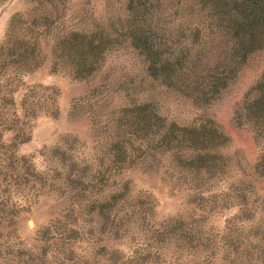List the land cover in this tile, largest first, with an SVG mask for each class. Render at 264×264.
Here are the masks:
<instances>
[{"label": "rangeland", "instance_id": "obj_1", "mask_svg": "<svg viewBox=\"0 0 264 264\" xmlns=\"http://www.w3.org/2000/svg\"><path fill=\"white\" fill-rule=\"evenodd\" d=\"M196 0H0V264H264V49Z\"/></svg>", "mask_w": 264, "mask_h": 264}, {"label": "trees", "instance_id": "obj_2", "mask_svg": "<svg viewBox=\"0 0 264 264\" xmlns=\"http://www.w3.org/2000/svg\"><path fill=\"white\" fill-rule=\"evenodd\" d=\"M198 15L210 27L233 37L236 53L242 58L264 49V0H196ZM260 94L251 110L264 119V70Z\"/></svg>", "mask_w": 264, "mask_h": 264}]
</instances>
